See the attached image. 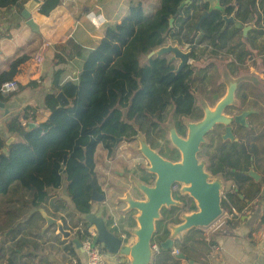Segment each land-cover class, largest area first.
I'll list each match as a JSON object with an SVG mask.
<instances>
[{
    "label": "trees",
    "instance_id": "16d2710c",
    "mask_svg": "<svg viewBox=\"0 0 264 264\" xmlns=\"http://www.w3.org/2000/svg\"><path fill=\"white\" fill-rule=\"evenodd\" d=\"M22 1L0 0V9L8 12ZM184 1L157 0V6L148 13H144L141 4L132 5L127 17L107 27L97 46L86 55L76 81L59 84L55 78L53 90L62 92L69 102L67 107H59L56 95L47 94L43 99V106L49 112L45 121L28 128L36 122L33 109L27 107L5 123V131L15 135L17 140L3 154L4 142L0 137V237L4 239V242L0 240V264H22V258L29 255L22 250H36L31 241L45 234L41 233L39 222L42 219L37 210L47 203L52 191L60 189L63 180L75 211L79 215L90 213L92 182L101 193L94 173V154L98 146L110 156L116 141H131L141 133L146 144L154 149V141L164 137L162 125L167 122L169 109L173 110V121L181 136L185 134L182 120L202 118V113L194 107L191 93L192 70L182 69L174 74L173 66L165 58H148L150 52L168 40L180 46L191 45L197 32H200L198 43L209 40L208 45L217 49L226 45L238 48L243 43L231 42L234 31L228 30L232 26L224 27L223 17H233L241 27L251 24L254 39L264 35V0H218L219 8L211 10L201 0H190L183 6ZM59 4V0H43L38 13L48 16ZM205 13L206 18L196 29L199 18ZM170 19L173 20L171 28ZM249 45L255 46L254 40ZM247 56L249 52L239 51L237 61L242 64ZM143 58L145 61L141 63ZM26 60L25 56L13 60L7 71L0 73V86L12 80ZM35 87L34 82L19 84L16 92ZM8 96L0 95V102H5ZM209 147L210 144L202 145L201 149L205 148L203 156L211 175L221 173L222 164L235 167L231 161L235 144L230 145L223 158H218L215 169L216 155L206 152ZM229 175L238 181L244 179L238 174ZM146 180L145 175L142 181ZM226 196L231 199L230 194ZM194 211L196 208L191 205L188 212ZM174 212L172 209L170 217ZM106 219L108 226L111 218ZM261 222L264 223V217ZM230 223L224 220L223 225ZM78 224L83 232L77 231V240L90 237L88 223L83 218L72 223L73 227ZM165 225L162 221L156 222L151 243L159 244L169 238ZM10 229L11 233L6 236ZM196 234L200 240V232ZM5 240L10 242L7 247ZM188 240L186 237L177 244L179 254H185ZM73 246L70 243L64 247L72 256ZM160 256L163 262L177 264L171 250H160L153 264L160 263Z\"/></svg>",
    "mask_w": 264,
    "mask_h": 264
},
{
    "label": "crops",
    "instance_id": "0c3cea01",
    "mask_svg": "<svg viewBox=\"0 0 264 264\" xmlns=\"http://www.w3.org/2000/svg\"><path fill=\"white\" fill-rule=\"evenodd\" d=\"M38 1L42 3L43 0ZM59 1L60 4L48 16L39 14L38 8L30 12V19L36 31L32 30L21 16L24 6L31 0H23L21 4L8 12L0 9V73L7 71L13 60L25 56L27 60L18 67L17 74L12 80H15L18 86L29 82L36 84L35 88L18 91L8 96L5 102H1L4 105L0 110L3 154L7 153V147L17 140L15 135L5 131V123L8 119L28 107L33 109L32 114L36 122L34 126L45 121L49 112L43 106V99L47 94L59 93L53 90L55 78L59 84L73 78L76 81L86 55L97 46L106 28L125 19L132 5L141 4V0ZM156 6L157 2L154 8ZM87 12L91 14L89 18H86ZM148 12L145 11V13ZM247 48L249 49L248 46ZM250 52L255 61L247 64L246 67H238L236 72L234 71L236 78L232 81H238L241 84L237 93L247 101L253 102L249 111L255 113L246 118L247 128L236 126L233 129L235 141H222L220 134L215 133L211 135L210 147L206 149L210 156L216 155V159L213 160L215 169L218 167V158H223L225 153H228L230 145L235 144V153L231 154V161L235 167L222 164L221 173L213 176L214 180H218L221 184V204H223L222 212L224 213L221 220L223 222L229 220L231 223L226 226L222 223L216 230L209 228L210 232L201 234L200 240L197 236H186L189 238L186 243L189 248L187 247L183 254L184 260L175 258L177 264H264V223L261 222L264 217V44L253 46ZM38 54L43 58L41 66H37L33 61ZM243 73L248 75L238 80L237 78ZM22 125H24L23 121ZM135 139L138 140V137ZM9 140L11 142L6 144ZM220 147L223 149L218 151ZM107 158L105 150L98 146L94 154L95 181L105 199L101 203L90 202V213L103 218L104 221L110 217L111 224L108 228L124 240L123 246L129 247L136 240L133 233L137 229L138 214L126 208L125 197L128 195V198L132 200L141 201L144 195L137 186H134L133 190L131 188L132 191L129 187L123 193L112 197V188L105 189L108 173L104 165L108 163L113 168L116 162L110 157ZM206 164L208 166L207 159ZM249 173L255 177H249ZM229 174H238L244 179L238 181ZM227 175L230 177L225 178ZM115 176L116 181L124 180L121 172L117 170ZM141 181V184L145 183ZM226 194H230L231 199H228ZM123 202L126 206H122ZM229 208L235 209L234 215L226 214ZM37 212L40 216L43 213L59 223L63 219L69 227H73L72 223L84 216L75 211L67 195L64 180L60 189L52 191L47 203ZM41 219L39 222L41 233L45 232V234L40 239L31 241L36 245L35 251L26 248L22 250L23 254L29 255L22 258L21 263L85 264L80 248L73 243V229L69 231L68 238L64 239L61 235H55L62 238L58 241L57 237H50V231L56 233V226L44 231L42 228L45 220L42 217ZM79 226L80 224L77 227ZM88 231L91 234L95 233L93 227H89ZM8 235L6 233V236ZM177 237L171 236L173 239L171 252L177 250V244L181 242ZM70 243L74 245L73 256L64 249ZM153 258L155 255L150 264H153ZM110 264H130V258L118 254L110 260ZM159 264L172 263L163 262V257L160 256Z\"/></svg>",
    "mask_w": 264,
    "mask_h": 264
},
{
    "label": "water",
    "instance_id": "95a60500",
    "mask_svg": "<svg viewBox=\"0 0 264 264\" xmlns=\"http://www.w3.org/2000/svg\"><path fill=\"white\" fill-rule=\"evenodd\" d=\"M189 1L190 0H185L182 5L188 4ZM201 1L207 3L210 10L219 8L218 0ZM40 5L41 3L38 0H31V2L24 6V10L21 12V16L26 20V24L34 31H36V27L30 19V12ZM206 16L207 13L199 19L196 28L199 27L200 22ZM223 20L224 27L228 23H231L235 28H241L240 24L234 21L232 17H223ZM172 23L173 20L170 19L169 28L172 27ZM248 29L249 27H245L243 30L245 32ZM168 53H173L172 60H180L177 71L187 63L188 54H183L176 46L158 48L150 52L147 57H160ZM236 85L235 82L229 83L226 95L215 107L212 110L205 108L204 116L199 122L187 125L186 139L183 140L179 138L173 129L169 131L171 143L181 154L180 163L172 164L163 160L156 152L149 148L144 140H140L139 152L149 165L148 172L155 175L156 179L153 187H148L141 183L137 185L139 191L144 195L145 200L137 201L130 198L125 200L128 210L138 212L136 218L137 229L134 230L133 233L136 239L135 243L129 247L123 246L124 240L115 235L106 226L103 218L97 217L94 213H88L83 216V220L86 221L90 227H93L95 231L92 238L94 245L100 246L110 255L122 254L128 256L130 258V264H150L153 257L151 241L155 231V223L159 219L162 207H169L175 204L172 200L170 191L174 184H182L186 187L184 191L196 202L197 211L183 216L182 222L172 228V237H176L192 229L208 228L219 220L223 213L221 208V184L218 180L209 181V175L205 172L203 164L198 162L197 154L200 146L205 142V137L212 131L220 134L222 141L233 142L236 139L233 136L232 126L248 127L245 120L249 115H253L255 113L254 111L241 112L230 117L224 115V110L233 103ZM55 99L58 106L61 108L69 105L68 100L64 97L62 92H59L55 96ZM3 107V103L0 102V110H2ZM33 126V124H29L28 128H32ZM119 141H116L114 149L117 147ZM10 142L11 140L7 141L6 144ZM248 175L252 178L255 177L252 173ZM91 187V202H103L105 199L104 194L97 191L93 182L91 183ZM41 217L45 220V225L42 228L44 231L50 227L56 226V233H59L62 238L65 239L70 236V232L64 229L62 222H56V220L43 213ZM8 234L9 231L7 232V235ZM171 236L158 244L161 251L172 250L173 239ZM73 243L78 248L80 247L78 240H73ZM175 258L184 260L185 256L183 254H178Z\"/></svg>",
    "mask_w": 264,
    "mask_h": 264
},
{
    "label": "flooded vegetation",
    "instance_id": "af4514ba",
    "mask_svg": "<svg viewBox=\"0 0 264 264\" xmlns=\"http://www.w3.org/2000/svg\"><path fill=\"white\" fill-rule=\"evenodd\" d=\"M226 18H230V17H226ZM222 21L224 24L223 18H222ZM228 25L232 26V28L229 27L228 30L234 31V36L231 39V42L241 41L243 43V45L239 46L238 48H232L231 45H226L225 47H223L221 49H217V48H214V47H211L208 45L209 40H204L202 43H198L200 32L199 33L197 32V34L193 38L191 45L186 44L184 46H180L178 44L172 43L171 40H168L165 45L161 46V47H166V46L174 47V46H176L179 48V50L183 54H188L187 63L179 71H177V68H178V65L180 63V60L179 59H173L172 60L173 53L164 54L160 57L153 56V58H165L167 60V63L170 64L171 66H173L174 74H178L179 72L182 71V69H184V70L191 69L192 70V76L191 77L193 78V81L190 84L191 85V93H192V96L194 99V105H195L194 107L196 110H199L202 113V118L204 116L205 107L204 106L200 107L197 103L196 94H195L196 88H199V90H201V92L199 94L200 95L202 94L203 99L206 102H208L209 105L207 108L209 110H212L215 107V105L226 95L228 84L233 82L232 79L234 80V78H236L235 77L236 74H234V71L239 67V65H240V67H246L247 64L253 63L255 61L253 58V54L250 52L252 47L249 44L252 43L253 40H254L255 45H263L264 44V35L255 36V39L252 37L253 34H252L251 30H253L254 27L251 24L243 25L241 28H235L234 25L231 23H228L226 25V27ZM245 27H249V29L244 32L243 29ZM196 29H198V28H196ZM247 46L249 47V49L247 48ZM161 47H159V48H161ZM244 49L250 53V56H247L246 59L244 60V62L242 64H240L239 61H237V55H238L239 51L245 53L246 51ZM198 62H204L205 64L202 67H199L196 65ZM227 78L229 79V81L227 80ZM235 83L237 85H236V89H235L234 96H233V103H232V105H230L229 107H227L224 110V115L229 116V117L233 116L235 114H239L241 112L249 111V109H251V106L253 103L252 101H247L245 98L242 97V95H238V93H237L238 87H240L241 84H239L238 81ZM169 110L170 111L168 114V118L171 121V124L173 127L172 129L175 131L176 135L183 140L186 139V136H187V125L191 124V123H197L202 119L201 118L198 121H189L187 119L182 120L183 124L185 126V134H184V136H181L178 133V129L175 127V124L173 121V110L172 109H169ZM232 127H233V129L236 128V126H234V125ZM168 136H169V132H168ZM208 136L210 137L211 134H208L206 137H208ZM154 142L156 143V145H155V148L152 150L154 152H155V150H159V151H156V153L163 160L168 161L172 164L181 162L180 152L171 143L170 137H169V139L166 138L165 133H164V137L162 140H156ZM169 143L172 145V148H168ZM202 145L199 148V152L197 154V160L200 157V151H201ZM157 148H160V149H157ZM198 162H199V160H198ZM202 164L204 166V163H202ZM148 168H149V165H148L147 169L142 170L141 176H139L140 177L139 181H141L142 178L146 175L147 180L145 181L144 185H146L148 187H153V186H150V184L153 182L152 185H154L156 177H155V175L148 172ZM204 170L210 177L214 178L213 175H211L208 172V166L207 165H206V167L204 166ZM185 188L186 187L182 184H174L171 187V189H170L171 197H172V200L175 202V204L173 206H169V207H162L160 210V214H159V216H163L161 221L163 224H166L165 226H167V221L171 220L181 210L186 209V211H188V209L191 205H194L195 208L197 209L196 202L188 195V193H186L184 191ZM172 209H175V212L170 217ZM62 223H63L65 230L72 231V229H73L74 234H72V235L74 237V240L75 239L77 240V238H76V233L78 231L77 227L67 226L66 222L63 221V219H62ZM52 228H54V227H52ZM54 237H58V236H54Z\"/></svg>",
    "mask_w": 264,
    "mask_h": 264
},
{
    "label": "rangeland",
    "instance_id": "374dc122",
    "mask_svg": "<svg viewBox=\"0 0 264 264\" xmlns=\"http://www.w3.org/2000/svg\"><path fill=\"white\" fill-rule=\"evenodd\" d=\"M140 2H141V8L143 9V11L145 13V11L148 12L151 8H153L152 11L154 10V6H155V3L157 2V0H141ZM136 4H138V3H136ZM127 15L128 14H126V17H127ZM144 61H145L144 58L141 59V63H144ZM204 64H205L204 62H198L196 65L199 67H202ZM247 75L248 74L243 73L237 79L240 80V78H242V77L245 78V76H247ZM227 80L229 81L228 78H227ZM200 92H201V90H199V88H196L195 94H196L197 103L200 107L204 106L205 108H207L209 104H208V102H206L203 99L202 94L201 95L199 94ZM162 127L165 131L166 138L169 139L168 132L173 128L169 118L167 119V122L165 124H163ZM137 137H138V140L135 139ZM135 138L131 141L120 140L119 143L117 144V147L115 149H113L110 156L105 151V153L108 156L107 159H109V157H110L111 159H113L116 162V164L114 165L113 168H111V166L108 163H106V165H104V169H106V171L108 173L106 180H105V183H106L105 189H111L112 188V190H113L112 197L113 196L116 197L117 195L123 193L129 187H130V190H131V188L133 190L134 186H137L138 184H140L139 176H141L142 170H145L148 167V163H147L146 159L139 152V141L144 140V142H145V138L141 133H139ZM211 139H212V136L206 137L203 145L206 146L207 144L211 143ZM168 148H172V145L170 143L168 144ZM157 149H160V148H157ZM156 151H159V150H155V152ZM204 151H205V148L204 149L202 148L200 151V157L198 160L200 163H204V166L206 167V165H207L205 162L206 159L203 156ZM99 159L102 160L101 157H99ZM116 170H117V172H121V174L123 175V179H124L123 181H120V180L116 181L115 180L116 179L115 178L116 177L115 176ZM213 180H214V178L209 176V181L212 182ZM152 184H153V182L150 184V186H153ZM60 194H61V192L59 193V196H60ZM125 198L127 199L128 195ZM143 200H145L144 196H143ZM121 204H122V206H126L125 202H123ZM126 208H127V206H126ZM196 211H197V209H196ZM191 213L192 212H188V211H186V209H183L180 212H178L170 221H167V226H165V227H166V229L169 228V229H167L169 232L168 236H170L172 228L182 222L183 216L189 215ZM136 214H138V213L136 212ZM162 218H163V216H159V219L156 222H159V221L161 222ZM195 230H197V231H195ZM195 230L194 231L189 230V232L186 231L184 233H181L178 235L177 238H180V241H182L185 239L184 237H186V236H190V237L191 236H197V234H196L197 232L198 233L200 232L199 235H201V234L204 235V234L210 232L209 231L210 229L207 230L206 228H200V229H195ZM211 230H214V229H211ZM55 235H59V233L54 234L53 231H50V237L51 236L54 237ZM60 239L62 240V238H60V236H59L58 241ZM0 240H1V242L2 241L4 242V239L2 237H0ZM5 242H6L5 247H7V245H9V244L6 240H5Z\"/></svg>",
    "mask_w": 264,
    "mask_h": 264
},
{
    "label": "built area",
    "instance_id": "2783aa9c",
    "mask_svg": "<svg viewBox=\"0 0 264 264\" xmlns=\"http://www.w3.org/2000/svg\"><path fill=\"white\" fill-rule=\"evenodd\" d=\"M90 13H86V18L90 17ZM34 63L37 66H41L43 63V58L40 54L36 55L34 58ZM70 81H75V79H70ZM18 90V84L15 80H9L6 82H3L0 86V95L2 97H6L10 94L15 93ZM226 201V199H225ZM228 203V201H227ZM224 213H222L223 215ZM229 216H232L235 214V209L229 208V212L226 213ZM222 216L217 220L214 224H212L210 227L206 229H218L223 221L221 220ZM77 230L82 234V228L81 225L77 227ZM88 233L90 234V237H85L83 240L80 241V250L81 253L84 256V262L85 264H110V260L115 256V255H110L107 252H105L100 246L94 245L92 242V238L94 234H91L89 231ZM151 249L153 252V255H156L160 252L159 245L157 243H152L151 244ZM173 256H177L179 253L177 250H174L171 252Z\"/></svg>",
    "mask_w": 264,
    "mask_h": 264
}]
</instances>
